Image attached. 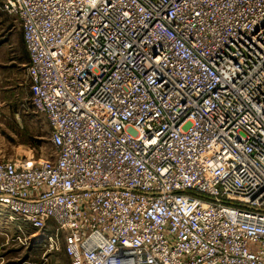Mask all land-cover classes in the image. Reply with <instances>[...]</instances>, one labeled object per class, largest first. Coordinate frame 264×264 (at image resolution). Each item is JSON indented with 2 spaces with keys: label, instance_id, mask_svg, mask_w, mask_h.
Segmentation results:
<instances>
[{
  "label": "built area",
  "instance_id": "built-area-1",
  "mask_svg": "<svg viewBox=\"0 0 264 264\" xmlns=\"http://www.w3.org/2000/svg\"><path fill=\"white\" fill-rule=\"evenodd\" d=\"M0 7L54 148L0 160V208L45 260L264 264V0Z\"/></svg>",
  "mask_w": 264,
  "mask_h": 264
},
{
  "label": "rangeland",
  "instance_id": "rangeland-1",
  "mask_svg": "<svg viewBox=\"0 0 264 264\" xmlns=\"http://www.w3.org/2000/svg\"><path fill=\"white\" fill-rule=\"evenodd\" d=\"M1 15L2 20L4 16L13 20V28L7 23L0 26V160L17 157L26 159L27 156H33L35 159L49 157L54 153L50 141L51 127L46 116L37 112L30 101L27 65L22 62L28 61L29 53L22 27L15 16L4 11ZM13 32H17L15 38L11 37ZM23 229L28 235L34 230L45 237L37 240L42 245L47 236L54 232L55 224L49 223L40 232L29 224ZM36 242L33 244L38 246ZM31 246L32 243L29 246L21 244L18 250L6 249V262L10 259V263L17 264L20 257L21 264H72V258L65 252L63 244L59 250H53L47 260L43 256L44 250L37 252L31 250Z\"/></svg>",
  "mask_w": 264,
  "mask_h": 264
},
{
  "label": "crops",
  "instance_id": "crops-1",
  "mask_svg": "<svg viewBox=\"0 0 264 264\" xmlns=\"http://www.w3.org/2000/svg\"><path fill=\"white\" fill-rule=\"evenodd\" d=\"M0 3H1V0H0ZM0 9H1V7H0ZM1 14H2V11L0 10V17H2ZM12 21L13 20L10 17L4 16V20L0 19V26L7 23V25L9 27L13 28V24L11 23ZM16 35H17V32L11 33V37H13V38H15ZM22 62L27 65L29 63V57H28V61L22 60ZM11 215H12V213L8 209L0 208V264H16V263H12V262L10 263L9 262L10 259H8L6 262L4 251L6 249L10 250V248H12L11 251L14 249L15 250L19 249V245H21V244L15 238L19 235H22L23 231H24L23 227L27 226V223H24L21 221L14 222L11 218ZM49 223H51V222H49ZM29 237L31 238V243H32L31 250H36L37 252L38 251L43 252L47 238L41 245L40 244L41 242H38V241H39V239H45V237L43 238L42 236H40V234L38 232H36L34 230L30 231ZM34 242H36V244H38V246L33 244ZM18 260H19V262L17 264H21L20 263V257H18Z\"/></svg>",
  "mask_w": 264,
  "mask_h": 264
}]
</instances>
